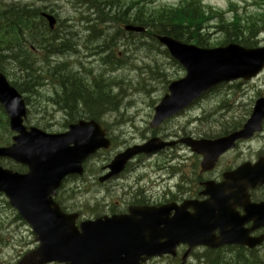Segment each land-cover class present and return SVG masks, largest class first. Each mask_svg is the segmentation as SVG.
Instances as JSON below:
<instances>
[{
  "label": "water",
  "instance_id": "95a60500",
  "mask_svg": "<svg viewBox=\"0 0 264 264\" xmlns=\"http://www.w3.org/2000/svg\"><path fill=\"white\" fill-rule=\"evenodd\" d=\"M47 20L52 27L53 19L47 17ZM126 30L143 31L134 27H126ZM158 40L184 68L186 76L169 86V94L155 108L151 127L183 110L218 84L237 79L248 81L264 67V48L247 50L229 45L201 50L167 37ZM0 104L8 115L10 130L18 134L13 138V146L0 149V158L12 159L29 171L26 175H19L0 168V192L9 199V204L27 222L40 242V248L27 255L20 264L52 261L63 264H140L151 257L173 255L180 243L191 247L203 245L217 248L235 244L253 248L262 242V238H249L242 226L250 221L254 222L252 230L264 226V203L250 205L244 192L247 187L264 184V160L254 166L243 165L229 177L231 181H237V193L230 190L229 184L220 185L216 190L208 188L205 194L211 196V200L195 206L192 216L184 217L178 213L174 218L167 219L163 216L164 210L140 209L135 210L127 220L116 218L82 224L79 233L74 226L75 217L62 214L52 196L64 178L82 173L81 164L89 155L108 148L103 133L96 125V132H92L90 125L84 124L57 136L35 129L27 132L22 126L25 116L23 102L2 76ZM263 119L264 100H259L250 120L230 138L183 143L192 151L204 154L202 167L210 169L216 158L228 150L236 139L249 138L260 130ZM166 146L171 144L151 140L143 147L127 151L124 156L149 154ZM113 167L111 165L110 169ZM238 205L243 206V218L231 212ZM217 229L219 235L215 237Z\"/></svg>",
  "mask_w": 264,
  "mask_h": 264
},
{
  "label": "rangeland",
  "instance_id": "374dc122",
  "mask_svg": "<svg viewBox=\"0 0 264 264\" xmlns=\"http://www.w3.org/2000/svg\"><path fill=\"white\" fill-rule=\"evenodd\" d=\"M1 1H4L8 4H19L20 6H24V4L32 5L34 8L39 9H43V7L48 8L49 12H54V15H56L57 20L60 21L63 29L69 28L68 30L71 31V33L79 34L80 39L77 43L79 49L80 46L84 44L83 37L80 33H83L82 30L86 26L79 24V20L83 13L81 11L82 9H77L76 0ZM179 1L180 0H145V2L151 8H161L171 5L176 7ZM229 1L230 0H201L203 5L224 11L229 10ZM231 1L237 3L238 7L240 8V10L238 8V14L240 16H245V14H247L246 16H252L251 19L253 21L257 20V18H254L257 14L259 16V13L264 11V6L262 8L259 7L263 0ZM243 9H245L246 12ZM96 15L98 16V13H96ZM242 24L244 23L242 22ZM262 27L263 26H259L258 30H260ZM102 28L106 29V26ZM112 29L113 28H111V30ZM91 34L93 35V33ZM209 34L210 35L208 36V39L211 44L214 43L215 45V43L220 42L222 39V36L218 34L217 29L210 30ZM258 40V46H263L264 32L258 36ZM134 43H137V41ZM146 44L149 45L150 43L147 41ZM96 45H99V43H96ZM37 46V43L34 44V47ZM93 46L94 44L92 47ZM128 46L129 52L126 54L127 56L119 57L120 62H127V65L122 67V70L119 72L118 69L110 68L112 70H110L109 73H104L109 74L104 75V77H108L110 81L112 80L116 84L112 86L110 91L113 97L112 103L121 101L122 105H118L116 108H113L112 104H104L102 107H100V109L103 110L100 115V121L107 127L109 134L108 137L110 140L112 141L114 138V132L111 126L113 123L110 124L108 121L109 117L114 116V119L112 120L113 122H116V119L118 120V130H122L124 135L118 136L117 140H114L115 146L111 148L110 151L102 153L99 156L97 155L98 157L95 156L87 163V176L85 179L76 180L74 178L68 180L64 184L65 186H63L61 191L58 193L56 201L69 211H73V209L75 210L74 207L73 209L70 207L72 205V203L69 201L70 198L78 200V203L88 204L91 206H95L97 202L101 201L103 196L98 195L97 189L95 187V180L92 179L95 178L101 171L100 168L102 165L105 164L107 160L109 161L112 157H114L117 152H119L121 147L129 145L133 142L138 143L144 139H149L152 136L153 130L149 128V122L151 121L154 107L164 95L169 82L172 80L175 81L176 79L183 76L180 67L173 61L169 60L161 50L158 49V51H146L145 48L144 50L139 48L138 44ZM27 49H29L28 45ZM27 49L24 47V52H27ZM86 51L87 48L84 50L83 48L79 50V55L76 58L71 59L68 64L69 70L73 72L79 71L80 65L83 66L85 68V73L88 72L89 76L92 77L90 79L85 78V84L90 86L91 82L89 81L95 78L99 71L103 70V67L101 66L100 58L94 57L92 53H86ZM30 52L31 53H27V56L30 55L31 57L37 59V53H33V50H30ZM55 60L56 62L61 61L59 58H55ZM74 61H76V63ZM9 65V63L3 64L2 68L9 72L13 81H15V79L18 80L19 73L21 74L22 71L16 67L10 68ZM36 67L41 68L44 73L49 74L52 63L48 62L41 64L39 62ZM89 69L93 71L94 75L88 71ZM80 79L81 77L79 76V80ZM55 80L56 78L54 76H51L48 79V81H52V83H54ZM9 81L11 80L9 79ZM48 91H50V97H55L56 94L61 95L62 92L61 89L56 86L47 87L44 91L38 90L36 88L34 92L41 94L40 98L34 96L32 93L27 95L28 102L26 103L29 108L28 116L25 121L26 125L34 126L35 124H39L44 126L42 122L46 119L47 110L48 114H50L52 111L50 106L46 105L45 100L43 99L44 94H47ZM256 91L264 94V73L251 84L241 85L240 82H234L231 86L226 85L221 89H217L208 98L202 100L200 105L194 108L191 112H184L181 117L171 121L169 120L159 129L155 130L156 133L159 132L158 138L170 141L173 140L172 138L174 136H183L184 133L194 134L196 130L204 131L211 136H217L222 129L225 130L223 126L230 124V121H232L233 125H235L241 120V118L244 116V113L251 105V100L255 96ZM239 105L241 108L238 107ZM112 111H120L122 112V115L119 116L117 112ZM208 113L214 114L210 117L212 120L210 125L207 123L201 128H197L196 125L192 128L187 126V119ZM55 118L57 122L63 124V115L59 116L58 114V116ZM53 122L54 119L51 117V123ZM171 133L173 135L169 136ZM263 146L264 137L254 139V141L250 143V147L246 146L240 150V153L242 154V161L255 159L260 150L259 148ZM172 153L173 152L167 151L166 153L157 156L156 160L159 164H161V170L163 168V163L167 161L166 159H171L167 157V155H171ZM154 163L155 160H152L151 163L140 166V163L134 162L131 165L130 170L135 172V179H138V177L144 175L140 170L142 168H146V174L152 177V180L156 179V181L153 182L157 183L159 176L157 173V165ZM158 167L160 168V166ZM169 168L170 165L168 164L167 168L162 171L167 174V172L170 170ZM149 185V182L143 183V187H148ZM150 190L153 189L151 188ZM110 200L112 202L115 201V199ZM30 249H36L35 237L33 236L32 232H30L25 223L18 217L16 212L8 206L5 198L0 197V264H16L17 261L21 259ZM260 252H262V250H260ZM260 255L264 260L263 254L260 253ZM193 261L194 260L192 258L187 264H194ZM150 264H174V261L170 259H160L158 262H153Z\"/></svg>",
  "mask_w": 264,
  "mask_h": 264
},
{
  "label": "trees",
  "instance_id": "16d2710c",
  "mask_svg": "<svg viewBox=\"0 0 264 264\" xmlns=\"http://www.w3.org/2000/svg\"><path fill=\"white\" fill-rule=\"evenodd\" d=\"M86 2L91 5V8H95V12L98 13V16L95 15V18H98V22H96V19H92L89 21L90 26L95 27L97 23H99L101 29L105 26L108 27L109 25L107 24L110 23L117 26L116 29L112 27V30L109 29L104 32L100 29V39L96 37L91 38L89 35V39L86 41V43L90 45L94 44V46H96V43H99L98 47L105 48L106 53L99 52V54H106L109 56L110 61H114V63L111 62L108 65V68L113 69L123 67L124 65H117L118 62L115 61L116 52L113 53L112 49L123 43L130 46L135 44L133 39L129 41L127 38H113V31L123 33L121 30V26L123 25L132 24L144 27L150 34L149 36L167 35L200 47H214L230 43L239 44L244 47H253L256 45L254 38L259 32L258 27L264 23V11L259 16L256 15L255 18L257 20L253 21L251 19L252 16H240L235 7H231L233 14L231 17H226L224 12L215 10L210 6H204L200 0H182L178 8L156 9H148L144 4L138 2V0L133 2H129V0H86ZM30 14L26 7L19 4L7 6L0 3V61H2V66L9 63L10 68L16 67L22 73L28 71L23 85L27 86L31 92L37 83L43 82V79L40 75L34 76L36 71H33V68L30 66L36 60L30 55L27 56L29 50L24 52V44L21 45L20 43H24L25 41L36 42L39 38H42L39 41L40 48L44 50L43 45L45 47L48 46L47 55L43 53L42 59L44 60V58L47 59L50 55L56 56V54L63 53L57 47L61 45L60 43L63 39L61 35L65 34V42L68 45L70 44L68 49H66L67 53L72 52L73 47H75L79 39L68 30L69 28L60 31L55 30L53 37H45L44 33H48V31L41 25L43 23H32ZM210 28L211 30L216 28L218 34L222 36L221 41L215 43V45L214 43L211 44L208 39ZM109 31L110 33H108ZM57 35L60 36L58 37ZM19 39H21L20 42H18ZM14 42L15 44H13ZM16 44L18 45V51L15 49L17 48ZM208 44L211 45L209 46ZM103 61H105V57L102 58ZM53 69L61 75L59 86L63 88V96H66V99L61 100V103L64 108L69 107V110L65 112L69 117L85 114L87 116L88 114L90 118L97 119L103 112L100 107L104 104H112L113 98L106 85L95 83L92 85V91H90L88 90L90 86L85 84V77L81 76L80 73L76 74L69 70L68 65L57 64ZM37 71H40V69L38 68ZM30 72L31 76L29 75ZM79 76L82 77V83L79 80ZM112 84L116 85L115 82H112ZM58 105L61 106L60 104ZM9 138L10 133L7 122L0 109V145L9 144ZM256 255L253 252H249L248 257L237 254L233 264H264V261Z\"/></svg>",
  "mask_w": 264,
  "mask_h": 264
},
{
  "label": "bare ground",
  "instance_id": "6f19581e",
  "mask_svg": "<svg viewBox=\"0 0 264 264\" xmlns=\"http://www.w3.org/2000/svg\"><path fill=\"white\" fill-rule=\"evenodd\" d=\"M51 1V0H50ZM56 2V1H55ZM58 2V1H57ZM76 6H77V9L79 8V9H82L81 11H82V16H81V18H80V20H79V24H81L82 26H86V27H84V29L82 30L83 31V33H80L81 35H82V37H83V42H84V44L82 45V46H80V49H79V46L76 44L75 45V47H73V49H72V52H69V53H67L66 51V49H68V47L70 46V44L68 45L66 42H65V34H63V35H61L62 37H63V39H62V42L60 43L61 45L60 46H57V47H59L60 48V51H62L64 54H61V55H57L56 54V56L57 57H59V59L61 60V62H63L62 64H60V65H68L67 63H69L70 62V60L71 59H73V58H76L79 54H78V52H79V50H81L82 48H83V50L85 49V48H87V51H86V53H92L93 55H94V57H97V58H100V62H101V66L103 67V70H100L99 71V73L95 76L96 78H99L100 76H102L103 75V77H101L100 78V80L102 81V82H105V83H109L110 82V79L108 78V77H104V75H109V74H104L105 72L106 73H109L110 72V68L108 69V65L112 62V63H114V61H110V59H109V56L108 55H106V54H99V52H103V53H106L105 51V48H103V47H98V45H96V46H93L92 47V45H90L89 43H86V41H87V39H89V35L90 36H92V34L91 33H94L95 32V29H96V27H97V25L95 26V27H93V26H90V24H89V21H91L92 19H95V15H96V12H95V8H91V5L90 4H88L87 2H86V0H76ZM51 3V2H50ZM64 3V2H63ZM74 3H75V1H74ZM87 4V5H86ZM9 6H12V5H15V4H8ZM7 5V6H8ZM53 5V4H52ZM60 5V4H59ZM71 5V4H70ZM56 6V5H55ZM66 6V5H65ZM60 7V6H59ZM68 7V6H67ZM70 7V6H69ZM72 8V7H71ZM62 9V8H61ZM64 9V8H63ZM78 13V12H77ZM50 14H51V16L52 17H54V18H57L56 17V15H54V12L53 11H50ZM59 14V13H58ZM30 19H31V22L32 23H34V24H39V23H42V17H41V15H40V13L39 12H37V11H35V12H32L31 14H30ZM112 27H111V25H109L108 27H106V29H101L102 30V32H104V31H107V30H109V29H111ZM65 29H67V28H65ZM67 31V30H66ZM53 33L54 32H46L45 33V37H48V38H50V37H53L54 35H53ZM150 34L148 33V31L147 32H144L139 38L140 39H137V38H132V37H129V36H127V35H125V34H123V33H121V32H114L113 31V38H122V39H125V38H127L129 41L130 40H134L135 42L137 41V43H135V44H138V46H139V48H141V49H143L144 50V48H145V50L146 51H157V41H156V38H155V36H149ZM58 37L60 36V35H57ZM75 37H77L78 39H80V37H79V34H75L74 35ZM42 40V38H39L38 39V41L37 42H39V41H41ZM149 42L150 44L149 45H147L146 44V42ZM21 45L22 44H24V43H20ZM86 44V45H85ZM154 44V45H153ZM121 45V46H120ZM120 45H117L116 47H114L112 50H113V53L114 52H118L121 56H123V57H126L127 55L126 54H128V52H129V46L128 45H126L125 43H123V44H120ZM16 47L17 48H15V49H17V51H18V45L16 44ZM24 47L26 48V46H25V44H24ZM50 48H51V46H50ZM63 49H65V50H63ZM51 51V50H50ZM93 55H91V56H93ZM105 57V61H103L102 62V58H104ZM54 57H52V55H50V58H49V61L52 63V64H55V60L53 59ZM75 63H76V61H74ZM107 65V66H106ZM117 65H124V66H126L127 65V62L126 63H122V62H120V63H117ZM123 66V67H124ZM84 67L83 66H81L80 65V69H79V71H77V72H74V73H76V74H81V76H83V77H85V78H92L91 76H89V74H88V72L87 73H85V71H84ZM118 69V72L120 71V70H122V67H118L117 68ZM80 76V77H81ZM82 78V77H81ZM93 80H94V78L91 80V81H89V82H91V84H92V82H93ZM111 82H114V81H112L111 80ZM149 91V90H148ZM120 105H122V102L119 104V106ZM117 114L119 115V116H121L122 115V112H120V111H118L117 112ZM63 115V119H64V122H63V124H65V123H67L69 120H72V119H74V118H79V117H81V116H83V115H81V116H76V117H69L66 113H64V114H62ZM106 118V117H105ZM114 119V116H112V117H109L108 118V121L110 122V124L111 123H113V124H111V126H112V128H113V132H114V140L116 139L117 140V137L118 136H123L124 135V132L122 131V130H118L119 129V125H118V120L116 119V122H113L112 120ZM169 162L170 161H165V163H163V168H162V170H164V169H166L167 168V166H168V164H169Z\"/></svg>",
  "mask_w": 264,
  "mask_h": 264
},
{
  "label": "flooded vegetation",
  "instance_id": "af4514ba",
  "mask_svg": "<svg viewBox=\"0 0 264 264\" xmlns=\"http://www.w3.org/2000/svg\"><path fill=\"white\" fill-rule=\"evenodd\" d=\"M192 171L194 172V167H192ZM193 174V173H192ZM212 179L215 178V176L210 177ZM202 176L199 175V184H201V180H202ZM178 192L177 197L175 196L173 199L169 200V202L171 203H175L177 205L183 204L185 202H189V201H202L203 198L199 195V194H189L188 192H183V191H188L189 190V186H185L184 188H180V189H176ZM183 193V194H182ZM183 195V196H182ZM250 198L252 200V202H259L262 201L264 199V189L263 188H256L255 190H253L252 192H250ZM168 202H166L165 204H167ZM144 204H140L139 202H135L134 204H132L131 206H143ZM159 205H164V204H159ZM157 205V206H159ZM188 211H190L188 209ZM239 213L242 214V211L240 209H238ZM126 213V212H124ZM173 214V212H172ZM246 228L250 227L249 225L245 226ZM261 232H257L256 235L262 233ZM187 248L186 246H179L177 249V254L183 253V255L187 252ZM193 253V252H191Z\"/></svg>",
  "mask_w": 264,
  "mask_h": 264
}]
</instances>
